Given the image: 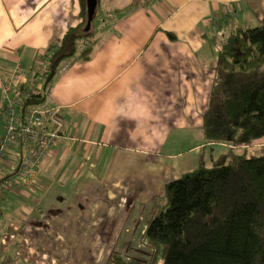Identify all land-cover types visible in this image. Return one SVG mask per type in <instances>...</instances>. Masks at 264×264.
<instances>
[{
    "label": "crops",
    "instance_id": "crops-1",
    "mask_svg": "<svg viewBox=\"0 0 264 264\" xmlns=\"http://www.w3.org/2000/svg\"><path fill=\"white\" fill-rule=\"evenodd\" d=\"M101 8L99 13L95 8L91 21L88 56L77 51L51 82V103L63 117L62 137L33 182L17 184L0 198L4 204L14 195L17 207L15 216L0 219V229L8 226L0 233V264L47 262V252L32 242V235H40L43 216L73 212L71 200L62 194L54 211L42 210L49 187L90 188L91 182L105 184L116 174L110 182L119 186L127 168L157 173L175 163L182 174L205 159V146L215 144L201 138L217 55L207 47L217 43L223 25L229 33L264 17L262 0H106ZM83 20L79 0H0L1 115L2 83L9 71L21 65L30 74L24 83L30 88L32 66L45 64L44 51ZM236 150L263 155L264 136ZM187 155L188 161L182 160ZM136 160L137 166L130 164ZM166 182L159 183L163 193ZM114 195L109 197L123 203L137 197Z\"/></svg>",
    "mask_w": 264,
    "mask_h": 264
},
{
    "label": "trees",
    "instance_id": "trees-1",
    "mask_svg": "<svg viewBox=\"0 0 264 264\" xmlns=\"http://www.w3.org/2000/svg\"><path fill=\"white\" fill-rule=\"evenodd\" d=\"M79 3L84 27L70 28L48 48L45 64L29 72L31 86L41 74L44 87L52 82L80 43L81 56H88L87 0ZM43 96L41 90L24 103ZM202 127L206 143H224L226 150L210 164L201 157L194 169L164 184L144 239L157 264H264V154L236 150L264 136V17L257 25L236 26L221 41ZM107 264L133 262L115 255Z\"/></svg>",
    "mask_w": 264,
    "mask_h": 264
},
{
    "label": "rangeland",
    "instance_id": "rangeland-1",
    "mask_svg": "<svg viewBox=\"0 0 264 264\" xmlns=\"http://www.w3.org/2000/svg\"><path fill=\"white\" fill-rule=\"evenodd\" d=\"M105 1L101 0V3L98 4V0L97 13H99V9L102 10V4ZM262 2L264 3V0ZM96 19L95 17L93 24H96ZM84 25L83 20L82 25H80L81 29ZM92 26L91 24L89 30L91 34L93 33ZM222 27L224 32L217 29L218 41L214 45L208 46L207 52L215 51V55L217 54L220 41L223 40V33H228L225 25ZM87 43L90 45L91 41L88 40ZM82 48L83 45L80 43L78 52ZM47 53L48 49L44 51V54ZM40 64L43 65L44 61ZM1 125L2 115L0 114V127ZM200 137L202 135L198 136V140ZM201 140L203 143V138ZM190 143L195 144L196 142L191 140ZM224 150L226 147L220 143L206 145L204 150L205 162L210 164V152L216 157ZM201 151H195L194 154L197 156V152ZM189 158L187 155L182 160L188 161ZM130 164L137 166L138 162L136 160V163L131 162ZM168 165L160 168L157 173H139L134 169L127 168V173L123 174L119 186H113L110 182H115L119 176L116 174L111 180L105 181V184L100 181L91 182L90 188L68 187L59 189L49 187L45 193L47 200L41 202L42 210L46 208V214L54 211L56 202H59L58 197L62 194L65 195L66 199L71 200L69 206L73 212L72 216H43L44 228L40 235H32V242L38 247L44 248L48 254L45 264H48L49 261H52V264H107L109 258L115 257V255L122 259H128L133 264H157V253L152 250L150 244L146 243L143 231L163 197V187L159 188V183L181 175L175 163ZM192 167L193 163L190 164L189 169ZM112 192L115 195L119 193L126 195L128 192L129 196L135 194L137 197L133 202L128 199L123 203L117 201L119 199H111L109 196ZM97 202L100 205H96ZM103 202L105 205L102 204ZM13 203H15L14 195H10L4 204H0V219L4 220L6 219L5 216L16 215L17 207ZM31 204L29 203L28 206ZM62 206L58 204L61 209H63ZM103 207L105 210L101 209ZM19 209L22 212V208ZM7 229L8 226L5 228L4 225L0 229L1 235ZM2 249L0 245V252ZM50 257L53 259L50 260Z\"/></svg>",
    "mask_w": 264,
    "mask_h": 264
},
{
    "label": "built area",
    "instance_id": "built-area-1",
    "mask_svg": "<svg viewBox=\"0 0 264 264\" xmlns=\"http://www.w3.org/2000/svg\"><path fill=\"white\" fill-rule=\"evenodd\" d=\"M68 65V62L63 63L60 70ZM9 72L2 83L0 198L17 184L27 185L36 179L63 132L61 109L51 103L53 85L50 82L44 87L45 74H41L28 90L22 91L21 86L29 78L28 72L19 64ZM41 90L44 95L41 102L24 103ZM9 157H13L10 163L7 162Z\"/></svg>",
    "mask_w": 264,
    "mask_h": 264
},
{
    "label": "water",
    "instance_id": "water-1",
    "mask_svg": "<svg viewBox=\"0 0 264 264\" xmlns=\"http://www.w3.org/2000/svg\"><path fill=\"white\" fill-rule=\"evenodd\" d=\"M97 0H87V22L86 29L90 27L95 8H96Z\"/></svg>",
    "mask_w": 264,
    "mask_h": 264
},
{
    "label": "flooded vegetation",
    "instance_id": "flooded-vegetation-1",
    "mask_svg": "<svg viewBox=\"0 0 264 264\" xmlns=\"http://www.w3.org/2000/svg\"><path fill=\"white\" fill-rule=\"evenodd\" d=\"M42 225L44 226V223L42 222ZM65 226V225H64Z\"/></svg>",
    "mask_w": 264,
    "mask_h": 264
}]
</instances>
